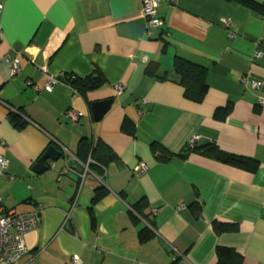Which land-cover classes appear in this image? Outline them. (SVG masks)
Instances as JSON below:
<instances>
[{"label":"crops","instance_id":"obj_1","mask_svg":"<svg viewBox=\"0 0 264 264\" xmlns=\"http://www.w3.org/2000/svg\"><path fill=\"white\" fill-rule=\"evenodd\" d=\"M144 1L0 0V155L8 161L0 196L6 212L40 217L16 264H71L75 255L80 264H216L219 246L264 264V12L236 1L159 0L164 24L151 27ZM178 58L207 67L203 103L146 73L149 64L172 73ZM8 59L19 61L16 73ZM96 70L107 80L98 89L80 93L65 81ZM109 99L95 121L93 104ZM228 105L227 119L216 120ZM193 137L257 161L256 171L184 158ZM99 141L114 155L102 176L78 155ZM153 144L172 157L159 161ZM52 146L61 158L36 173ZM141 203L154 218L146 243L134 209ZM215 221L239 231L219 235Z\"/></svg>","mask_w":264,"mask_h":264},{"label":"trees","instance_id":"obj_2","mask_svg":"<svg viewBox=\"0 0 264 264\" xmlns=\"http://www.w3.org/2000/svg\"><path fill=\"white\" fill-rule=\"evenodd\" d=\"M224 1H236L259 12L260 14H263L264 12V6L256 3L253 0ZM146 73L149 76L155 77L160 82L171 81L179 84L184 89V97L189 101L200 104L203 103L206 99L208 89V69L203 65L183 58H178L175 61L172 73H169L168 71L161 73L157 70V67L154 64H149L147 66ZM65 81H67L74 89H76L80 93L98 89L107 82L103 72H101L100 70H96L93 75L85 78H78L73 76L66 77ZM231 110V105L220 107L216 110L214 117L218 121H224L230 115ZM18 124L16 123V126L19 127ZM123 131L131 136H134V126L128 122L123 125ZM152 149L154 151L153 153H156L157 159L161 162H166V160H169L170 157H172V154H169L162 146L158 144H153ZM158 150L168 154H158ZM186 151L187 152L183 154L184 158L187 157L189 153H199L201 155L220 161L224 164L239 167L250 172H255L258 166L257 161L226 153L215 144H209L205 146L196 144L194 147H189V149H187ZM78 155L83 161H87L88 158L91 157L93 162L90 164V168L100 176L104 174L101 166L106 165L114 157L111 148L100 141L96 145L90 143L81 144L78 149ZM104 194L105 192L98 193L97 198L94 199V202L99 200ZM144 205L145 204L141 203L139 204V206L134 208L136 213L144 219L147 225L140 231L139 234V239L142 243H146L154 237V218H151V215H146L144 213V209L146 208L143 207ZM213 226L214 230L219 235L223 233H235L239 231V226L237 224L221 223L215 221L213 223ZM216 264H244V257L233 248L219 246L217 248Z\"/></svg>","mask_w":264,"mask_h":264},{"label":"built area","instance_id":"obj_3","mask_svg":"<svg viewBox=\"0 0 264 264\" xmlns=\"http://www.w3.org/2000/svg\"><path fill=\"white\" fill-rule=\"evenodd\" d=\"M159 0H145L143 3V11L151 27L163 26L164 22L159 17ZM232 36V35H231ZM2 37V31L0 28V39ZM264 47V43L261 44ZM262 56V49L255 52L254 58L258 59ZM6 62L11 65V70L16 73L19 70V61ZM55 79H52L51 84L46 86L47 91H52V85ZM262 85L259 81H254L253 86L260 88ZM117 90L120 93L122 91L121 86H117ZM260 104L264 106V99L260 100ZM197 138L193 137L189 142V147H194L197 144ZM146 166L139 167V171L145 172ZM8 171V161L0 155V179L3 178ZM182 207H185L183 205ZM40 224V217L29 214H17L14 211L6 212L2 206V199L0 196V264H16L22 256L29 252L25 235L36 230ZM71 264H80L79 256H73Z\"/></svg>","mask_w":264,"mask_h":264},{"label":"water","instance_id":"obj_4","mask_svg":"<svg viewBox=\"0 0 264 264\" xmlns=\"http://www.w3.org/2000/svg\"><path fill=\"white\" fill-rule=\"evenodd\" d=\"M113 99L96 102L93 104V116L95 121H100L105 114L111 109ZM62 156V153L57 151L55 147H49L45 154L39 159L33 170L36 173H41L49 169L48 161L57 162Z\"/></svg>","mask_w":264,"mask_h":264}]
</instances>
